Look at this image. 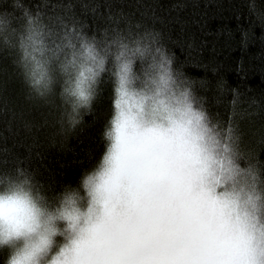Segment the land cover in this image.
<instances>
[{
	"label": "clouds",
	"instance_id": "clouds-1",
	"mask_svg": "<svg viewBox=\"0 0 264 264\" xmlns=\"http://www.w3.org/2000/svg\"><path fill=\"white\" fill-rule=\"evenodd\" d=\"M15 54L29 98L55 104L62 133L91 115L111 85L99 161L51 192L18 163L0 171L3 264H93L129 242L128 177L146 152L161 155L192 209L183 243L230 264H264V162L210 114L199 84L152 28L100 34L12 0L0 9V51Z\"/></svg>",
	"mask_w": 264,
	"mask_h": 264
},
{
	"label": "trees",
	"instance_id": "trees-1",
	"mask_svg": "<svg viewBox=\"0 0 264 264\" xmlns=\"http://www.w3.org/2000/svg\"><path fill=\"white\" fill-rule=\"evenodd\" d=\"M12 0H0V9ZM55 18L104 30L152 28L176 64L199 84L214 119L235 128L242 147L264 162V0H25ZM15 54L0 51V171L23 163L55 192L75 184L104 152L111 85L70 133L58 123L59 101L29 98ZM5 254H0L3 264Z\"/></svg>",
	"mask_w": 264,
	"mask_h": 264
},
{
	"label": "snow or ice",
	"instance_id": "snow-or-ice-1",
	"mask_svg": "<svg viewBox=\"0 0 264 264\" xmlns=\"http://www.w3.org/2000/svg\"><path fill=\"white\" fill-rule=\"evenodd\" d=\"M127 195L123 231L129 242L93 264H230L220 254L183 243L193 229V213L161 155L149 151L132 164Z\"/></svg>",
	"mask_w": 264,
	"mask_h": 264
}]
</instances>
